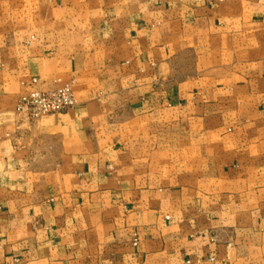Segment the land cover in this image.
<instances>
[{
  "label": "crops",
  "instance_id": "1",
  "mask_svg": "<svg viewBox=\"0 0 264 264\" xmlns=\"http://www.w3.org/2000/svg\"><path fill=\"white\" fill-rule=\"evenodd\" d=\"M0 264H264V0H0Z\"/></svg>",
  "mask_w": 264,
  "mask_h": 264
},
{
  "label": "built area",
  "instance_id": "2",
  "mask_svg": "<svg viewBox=\"0 0 264 264\" xmlns=\"http://www.w3.org/2000/svg\"><path fill=\"white\" fill-rule=\"evenodd\" d=\"M77 104L73 82L53 89H39L20 97L16 113L28 122H34L43 116L64 113Z\"/></svg>",
  "mask_w": 264,
  "mask_h": 264
}]
</instances>
